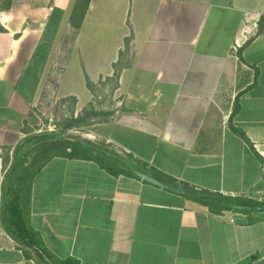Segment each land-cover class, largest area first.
<instances>
[{
  "label": "crops",
  "instance_id": "0c3cea01",
  "mask_svg": "<svg viewBox=\"0 0 264 264\" xmlns=\"http://www.w3.org/2000/svg\"><path fill=\"white\" fill-rule=\"evenodd\" d=\"M47 83L95 105L87 139L112 163L182 191L96 149L33 157L21 205L58 264H264V0H0V264H42L8 231L4 186Z\"/></svg>",
  "mask_w": 264,
  "mask_h": 264
},
{
  "label": "trees",
  "instance_id": "16d2710c",
  "mask_svg": "<svg viewBox=\"0 0 264 264\" xmlns=\"http://www.w3.org/2000/svg\"><path fill=\"white\" fill-rule=\"evenodd\" d=\"M97 116L96 113L91 114ZM82 120L76 121L80 124ZM75 123V124H76ZM240 133V132H239ZM240 135L244 136L241 132ZM84 140L74 138V136H63L58 137L56 134H42V135H31L27 142L30 144L31 148L28 149L25 154L17 151L15 153L16 161L14 166L10 169V173L7 181H5L4 193V218L8 228V231L13 235L19 243L29 249L30 253L33 252V255L36 259L42 264H58L51 254L45 249L41 238L39 235L30 228V225L27 223L24 216V210L21 205L22 193L20 192L25 181L26 175L22 174L19 176L20 171L27 172L30 167H25V160L28 159L29 155L36 152L34 159L35 162H40L45 159L50 158L51 156L62 155L67 153L68 149L73 148V152L76 149L83 148L86 151H91L99 149L94 146H91L89 141H84L86 144H83ZM67 142L72 143L68 145ZM78 146V147H76ZM24 156V157H22ZM116 157L108 151L102 150L99 151L98 155L95 157L96 161H99L103 166H105L109 171L113 172L115 175H120L125 173L129 176L137 177L136 173L139 171V167L132 161H122L121 163L127 166L126 169L119 167L118 161L112 163V157ZM115 159V158H114ZM19 176V180L16 179ZM185 194L191 199L203 203L213 209L214 212L222 213L226 210H238L242 211L243 207H254L252 202L244 200L242 198L226 197L223 195L209 194L206 192H198L191 190L189 188L185 189ZM65 264H79L76 261L66 262Z\"/></svg>",
  "mask_w": 264,
  "mask_h": 264
},
{
  "label": "rangeland",
  "instance_id": "374dc122",
  "mask_svg": "<svg viewBox=\"0 0 264 264\" xmlns=\"http://www.w3.org/2000/svg\"><path fill=\"white\" fill-rule=\"evenodd\" d=\"M57 84L47 83L40 95L37 103L31 107L29 112V123L27 129L31 134L34 133H54L58 137L70 134L81 140H88L87 137L93 138L94 125H97V116L94 106L88 110L78 111L77 102L74 99H63L57 92ZM81 121L80 124L76 121ZM76 123V124H75ZM91 141L95 146H101L96 139ZM89 141V140H88ZM68 145L72 143L67 142ZM104 146V147H103ZM103 148L110 150L108 145L103 144ZM78 147V146H76ZM79 148V147H78ZM36 152L31 154L27 159L28 166L35 168L32 159Z\"/></svg>",
  "mask_w": 264,
  "mask_h": 264
},
{
  "label": "water",
  "instance_id": "95a60500",
  "mask_svg": "<svg viewBox=\"0 0 264 264\" xmlns=\"http://www.w3.org/2000/svg\"><path fill=\"white\" fill-rule=\"evenodd\" d=\"M43 133H37V135H42ZM46 134H54V133H46ZM67 136H71L70 134H66ZM83 144H86L84 141H83ZM14 165V160H12V163H11V167H13ZM136 175L142 179L143 181L147 182V183H150L152 185H155L159 188H162V189H165V190H169L171 192H174V193H178V194H181L182 191L177 189V188H173L171 186H168L158 180H156L155 178H152L150 175H147L145 173H142V172H137ZM243 209H248L246 207H243Z\"/></svg>",
  "mask_w": 264,
  "mask_h": 264
},
{
  "label": "built area",
  "instance_id": "2783aa9c",
  "mask_svg": "<svg viewBox=\"0 0 264 264\" xmlns=\"http://www.w3.org/2000/svg\"><path fill=\"white\" fill-rule=\"evenodd\" d=\"M235 50H237L236 48H235ZM225 195V194H224Z\"/></svg>",
  "mask_w": 264,
  "mask_h": 264
}]
</instances>
